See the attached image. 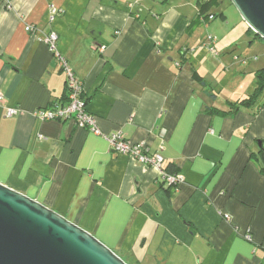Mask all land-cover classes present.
Wrapping results in <instances>:
<instances>
[{"label": "crops", "instance_id": "1", "mask_svg": "<svg viewBox=\"0 0 264 264\" xmlns=\"http://www.w3.org/2000/svg\"><path fill=\"white\" fill-rule=\"evenodd\" d=\"M6 1L0 184L126 264H264V88L242 104L264 69V41L237 14L228 21L223 0L210 11L221 16L191 32L198 2L207 0ZM50 5L62 11L51 25ZM49 30L102 134L144 143L182 183L167 190L158 170L110 152L102 137L69 121L34 119L66 95L65 76L42 42ZM8 108L19 114L7 118Z\"/></svg>", "mask_w": 264, "mask_h": 264}, {"label": "water", "instance_id": "2", "mask_svg": "<svg viewBox=\"0 0 264 264\" xmlns=\"http://www.w3.org/2000/svg\"><path fill=\"white\" fill-rule=\"evenodd\" d=\"M264 41V0H229ZM0 264H126L64 217L0 184Z\"/></svg>", "mask_w": 264, "mask_h": 264}, {"label": "built area", "instance_id": "3", "mask_svg": "<svg viewBox=\"0 0 264 264\" xmlns=\"http://www.w3.org/2000/svg\"><path fill=\"white\" fill-rule=\"evenodd\" d=\"M7 3L6 0H2ZM159 3H163L165 0H156ZM62 14L61 10H58L53 5L48 8V24L51 25L58 16ZM213 16L208 17V21L213 20ZM25 30L29 33L34 32V28L31 26H26ZM57 34L49 30L42 38V42L46 45L49 53L52 55L54 62L60 68L61 72L65 76V100L63 102H55L48 107L38 108L33 112V117L35 120L40 122L47 121H58L65 122L69 121L74 127L82 130H86L95 136L102 137L108 144L109 151L118 154L125 155L136 161L142 166L155 168L160 172L163 185L168 187H176L182 183L183 179L180 174H168L162 170L163 158L158 153L150 154L144 143L132 144L126 141L120 133H115L110 136H105L100 131L95 117L89 113L87 108V100L83 95V85L76 78L73 71L69 67L65 58L57 50ZM209 44V50L214 53L215 49L213 47L215 40L211 37H207ZM188 52H185V55ZM235 61L241 64H246L247 59H239L234 57ZM3 103V97L0 95V105ZM19 114L17 108H8L5 111V116L7 118L14 117ZM40 139L43 137L39 136ZM224 220L229 221V217L224 215ZM244 240L250 242L251 236L247 232L243 236Z\"/></svg>", "mask_w": 264, "mask_h": 264}, {"label": "trees", "instance_id": "4", "mask_svg": "<svg viewBox=\"0 0 264 264\" xmlns=\"http://www.w3.org/2000/svg\"><path fill=\"white\" fill-rule=\"evenodd\" d=\"M220 2H221V0H207V1H203V2L199 1L198 2L199 14L190 23V25L188 27V32L189 31L191 32L194 28L198 27L201 23L208 22V17L209 16H213L214 19L217 18V17H220L221 14L218 15V14L210 13V11L212 9L218 8L220 6ZM249 32L252 33L251 30H249ZM252 35L255 38H257V39H260L255 34L252 33ZM255 78H256V84H257V88H256V91H255V94H254V96L251 99L243 102L242 104L250 105L254 101V98L257 97V94L262 90V88H264V69L256 72ZM175 173H177V172L171 170L168 174H175ZM172 187L173 186L168 187V188H172ZM168 188H167V190H168Z\"/></svg>", "mask_w": 264, "mask_h": 264}, {"label": "rangeland", "instance_id": "5", "mask_svg": "<svg viewBox=\"0 0 264 264\" xmlns=\"http://www.w3.org/2000/svg\"><path fill=\"white\" fill-rule=\"evenodd\" d=\"M221 7L224 8V15L228 18V21L232 20V15L239 16L238 13L236 12V10L234 9V7L231 5V3L229 2V0H223V3H221ZM235 12V13H234ZM259 52L257 51L256 54H258Z\"/></svg>", "mask_w": 264, "mask_h": 264}]
</instances>
